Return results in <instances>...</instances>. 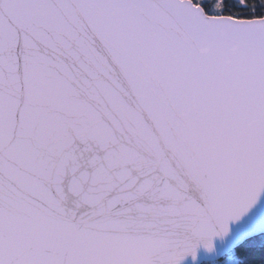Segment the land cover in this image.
<instances>
[{
    "label": "snow or ice",
    "instance_id": "snow-or-ice-1",
    "mask_svg": "<svg viewBox=\"0 0 264 264\" xmlns=\"http://www.w3.org/2000/svg\"><path fill=\"white\" fill-rule=\"evenodd\" d=\"M219 70L236 147L212 179L129 76ZM264 192V0H0V264H179Z\"/></svg>",
    "mask_w": 264,
    "mask_h": 264
},
{
    "label": "water",
    "instance_id": "water-1",
    "mask_svg": "<svg viewBox=\"0 0 264 264\" xmlns=\"http://www.w3.org/2000/svg\"><path fill=\"white\" fill-rule=\"evenodd\" d=\"M159 139L190 174L214 178L228 163L236 147L235 93L219 70L192 75L177 83L166 72L148 78L142 68L129 76ZM264 233V192L239 219L229 221L228 232L212 239V248L202 244L195 259L185 256L179 264L220 260L240 243Z\"/></svg>",
    "mask_w": 264,
    "mask_h": 264
},
{
    "label": "trees",
    "instance_id": "trees-1",
    "mask_svg": "<svg viewBox=\"0 0 264 264\" xmlns=\"http://www.w3.org/2000/svg\"><path fill=\"white\" fill-rule=\"evenodd\" d=\"M234 264H264V233L252 236L235 248ZM223 260L220 264H226Z\"/></svg>",
    "mask_w": 264,
    "mask_h": 264
},
{
    "label": "rangeland",
    "instance_id": "rangeland-1",
    "mask_svg": "<svg viewBox=\"0 0 264 264\" xmlns=\"http://www.w3.org/2000/svg\"><path fill=\"white\" fill-rule=\"evenodd\" d=\"M225 261V263L226 264H234V263H236V259L235 258H232V257H230V258H226V259H224Z\"/></svg>",
    "mask_w": 264,
    "mask_h": 264
}]
</instances>
